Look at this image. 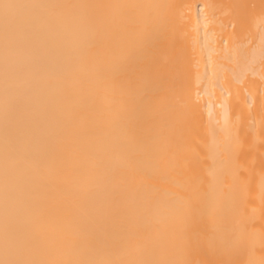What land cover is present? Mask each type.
<instances>
[{"label":"bare ground","instance_id":"obj_1","mask_svg":"<svg viewBox=\"0 0 264 264\" xmlns=\"http://www.w3.org/2000/svg\"><path fill=\"white\" fill-rule=\"evenodd\" d=\"M0 264H264V0H0Z\"/></svg>","mask_w":264,"mask_h":264}]
</instances>
